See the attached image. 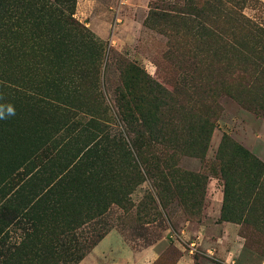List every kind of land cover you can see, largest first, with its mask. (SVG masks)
<instances>
[{
  "label": "rangeland",
  "instance_id": "rangeland-1",
  "mask_svg": "<svg viewBox=\"0 0 264 264\" xmlns=\"http://www.w3.org/2000/svg\"><path fill=\"white\" fill-rule=\"evenodd\" d=\"M153 4H158L157 0H0V204L11 200L9 208L13 200L20 201L25 195L26 208L29 200L43 194L46 182L56 178L54 170L47 173L43 169L45 154L41 152L56 148L57 142L51 143L54 128L43 115L25 105L23 98L13 95L14 87L23 94L25 88L52 84L49 90L60 94L63 86L68 90L67 98H71L73 87L80 85L79 100L98 104L114 132L122 131L116 100L122 92L124 63L135 65L171 90L169 71L175 68L161 57L167 40L143 25ZM230 4L242 18L264 29V0H232ZM43 6L50 10L46 12ZM257 92L259 98L264 97L263 90ZM259 98L256 102L261 104ZM217 100L222 111L203 157L177 154L169 165L174 171L205 178L199 210L191 209L189 183L157 184L146 177L132 186L126 209H122L98 197V191L101 195L104 192L106 180L101 177L89 190L92 196L97 195L99 214L85 219L74 235L77 245H93L76 264H123L131 258L121 251L131 256L161 239L166 245L150 264H174L181 254L190 256L189 264H264V181L258 203L250 213L256 225L223 222L219 218L223 187L214 166L222 134L264 165V150H249L254 143L249 129L259 135L261 129L246 122L247 129L235 122L229 112L245 110L231 98L221 95ZM9 109L14 114L9 115ZM247 113L264 122L258 115ZM237 119L240 121V117ZM58 163H62L61 158L50 165ZM166 188L171 191L166 192ZM242 192L237 193L247 194L244 189ZM32 216L26 212L25 217L17 215L7 219L6 227L0 226V251L24 240L27 219ZM237 244L240 252L231 256ZM14 259L20 260V256Z\"/></svg>",
  "mask_w": 264,
  "mask_h": 264
},
{
  "label": "trees",
  "instance_id": "trees-1",
  "mask_svg": "<svg viewBox=\"0 0 264 264\" xmlns=\"http://www.w3.org/2000/svg\"><path fill=\"white\" fill-rule=\"evenodd\" d=\"M231 1L157 0L149 8L143 25L167 40L161 57L175 68L169 71L173 86L168 90L135 65L124 63L122 92L116 100L122 131L114 132L98 104L79 100L80 85L73 87L71 98L63 86L60 94L50 91L52 84L25 88L23 94L14 87L13 95L23 98L54 128L51 143L56 141V148L41 152L43 169L54 170L56 178L46 182L39 198L27 200L26 208L25 195L9 208L11 200L0 204L2 227L17 215H33L27 219L24 240L0 251V264H76L93 245H77L74 235L85 219L99 214L97 195L89 190L101 177L106 180L98 197L122 209L132 186L146 177L157 184L189 183L191 209L199 210L205 178L174 171L169 165L177 154L203 157L222 111L218 97L231 98L264 121V97L257 92L263 90L264 96V29L242 18ZM234 16L239 19H231ZM57 158L62 163L50 165ZM214 166L223 187L220 220L256 225L250 213L258 203L264 165L222 134ZM242 189L247 194L239 196ZM16 255L20 260L14 259Z\"/></svg>",
  "mask_w": 264,
  "mask_h": 264
},
{
  "label": "crops",
  "instance_id": "crops-1",
  "mask_svg": "<svg viewBox=\"0 0 264 264\" xmlns=\"http://www.w3.org/2000/svg\"><path fill=\"white\" fill-rule=\"evenodd\" d=\"M229 113L233 116L236 123L237 122L243 123L247 129H248V126L246 125V122H247V124L256 125L259 129H261V134L259 135L258 133L255 134L252 131V129L249 127L250 128L249 133H250L252 141L254 142V143H252V145H250L249 150H251V151H254L256 149L257 150H259V149L264 150V122H261V121H258L256 119L252 118V116L249 113H247L246 111L240 110L238 108H237V110H234V111L229 112ZM238 117H240V119H239L240 121H238V119H237ZM219 206L217 208V212H215L216 215H218ZM165 245H166V243H165L164 239H161V240H159V241H157L151 245H148V246L140 249L137 252L132 253L131 256H129L124 251H121L122 255H124V256L127 255L126 257L131 258L130 261L124 262L123 264H150L163 251ZM119 248H121V247H119ZM236 252L237 253L240 252V248H238V244H237V247L234 246L232 248L231 256L235 255ZM190 259L191 258L189 255L181 254L179 259L174 264H189V262L191 261ZM109 261H112V260H109ZM111 264H115V263H111Z\"/></svg>",
  "mask_w": 264,
  "mask_h": 264
},
{
  "label": "clouds",
  "instance_id": "clouds-1",
  "mask_svg": "<svg viewBox=\"0 0 264 264\" xmlns=\"http://www.w3.org/2000/svg\"><path fill=\"white\" fill-rule=\"evenodd\" d=\"M14 114L12 109H9V115ZM0 116H2V114H0Z\"/></svg>",
  "mask_w": 264,
  "mask_h": 264
}]
</instances>
